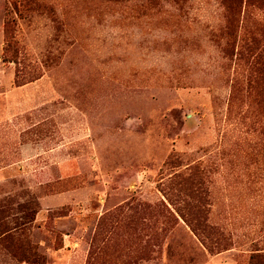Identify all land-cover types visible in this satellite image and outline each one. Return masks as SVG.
Segmentation results:
<instances>
[{
    "label": "rangeland",
    "instance_id": "374dc122",
    "mask_svg": "<svg viewBox=\"0 0 264 264\" xmlns=\"http://www.w3.org/2000/svg\"><path fill=\"white\" fill-rule=\"evenodd\" d=\"M232 1L0 0V264H264V15Z\"/></svg>",
    "mask_w": 264,
    "mask_h": 264
},
{
    "label": "trees",
    "instance_id": "16d2710c",
    "mask_svg": "<svg viewBox=\"0 0 264 264\" xmlns=\"http://www.w3.org/2000/svg\"><path fill=\"white\" fill-rule=\"evenodd\" d=\"M255 5L260 12L264 15V0H254ZM243 4V0H233L228 8V22L231 30L235 18L238 15L239 8ZM229 34H231L229 32ZM245 53L248 56L249 61H251L253 69L255 71L256 81H259L264 87V44L257 37H252L250 43L245 46Z\"/></svg>",
    "mask_w": 264,
    "mask_h": 264
}]
</instances>
